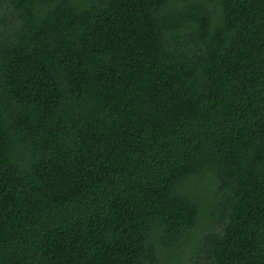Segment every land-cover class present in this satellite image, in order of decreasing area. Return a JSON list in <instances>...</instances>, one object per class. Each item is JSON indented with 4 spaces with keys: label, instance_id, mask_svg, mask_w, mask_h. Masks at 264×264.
<instances>
[{
    "label": "trees",
    "instance_id": "16d2710c",
    "mask_svg": "<svg viewBox=\"0 0 264 264\" xmlns=\"http://www.w3.org/2000/svg\"><path fill=\"white\" fill-rule=\"evenodd\" d=\"M0 264H264V0H0Z\"/></svg>",
    "mask_w": 264,
    "mask_h": 264
}]
</instances>
